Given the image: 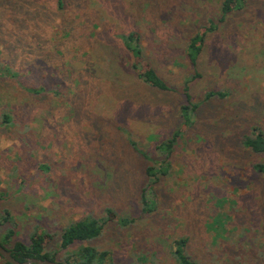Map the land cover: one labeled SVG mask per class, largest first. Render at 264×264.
I'll use <instances>...</instances> for the list:
<instances>
[{
	"label": "rangeland",
	"instance_id": "rangeland-1",
	"mask_svg": "<svg viewBox=\"0 0 264 264\" xmlns=\"http://www.w3.org/2000/svg\"><path fill=\"white\" fill-rule=\"evenodd\" d=\"M59 3L0 0V70L12 71L0 76V215H9L0 238L9 230L13 243L43 236L59 263L90 245L107 264H176L174 242L185 237L198 264H264V181L250 164L259 157L236 140L264 129V0L225 21L221 0ZM210 22L218 28L207 35L191 94L196 102L208 91L231 96L201 103L186 127L182 85L195 71L185 50ZM132 32L144 64L175 92L151 88L132 69L122 40ZM178 129L172 171L145 214V170ZM87 216L106 220L102 236L57 253L61 230Z\"/></svg>",
	"mask_w": 264,
	"mask_h": 264
},
{
	"label": "trees",
	"instance_id": "trees-1",
	"mask_svg": "<svg viewBox=\"0 0 264 264\" xmlns=\"http://www.w3.org/2000/svg\"><path fill=\"white\" fill-rule=\"evenodd\" d=\"M61 2L62 0H60V5ZM250 2L251 0H221V20L225 21L232 14L246 11ZM217 28L218 27L214 22H210L205 31L196 33L189 40L185 50L186 57L195 71V75L186 77L184 84L182 85L185 103L180 106L178 115L186 127H192L195 124V121L198 118L200 107L203 103L212 102V100L222 101L228 99L231 96L229 91H208L203 102H196L191 94V83H193L194 80L202 77V74L198 73V67L200 65L201 56L206 45L207 35L209 33L215 32ZM122 40L126 51L133 58V60H135L132 64V69L138 72V77L140 80H142V82L163 93H172L176 91L173 86L169 85L158 75L153 67L144 64V49L141 44V37L138 33L132 32L128 35H123ZM6 71L0 70V76L7 77L9 76V73L12 72L11 69H7ZM14 76H16V74H14L13 77ZM41 91H43V89H41ZM30 92L39 93L40 90L30 89ZM10 122L11 118L8 115H5L4 123ZM182 136L183 132L181 129L175 130L171 136L165 140H162L156 145V151L162 160L153 161V164L148 166L145 170L149 183L142 190L140 199V203L143 205V212L145 214H152L154 211V186L162 177L170 175L172 171L171 158L175 151L176 145L178 144L179 138ZM236 140L240 143L242 153L248 154L250 157H259L257 161L250 163L251 171L264 181V129L258 125H254L250 128L249 133H244L243 135L237 136ZM221 144H223L221 147L223 150H225V148L229 145L226 141H222ZM40 167L42 169H49L46 165H41ZM235 167L237 169L239 168L237 166ZM222 199L226 202L228 200L225 196H223ZM107 214L109 218L115 216L112 209H107ZM224 215L226 220L228 216L225 213ZM222 218V216L218 218L219 223L224 222ZM119 220L124 225L130 223L127 218H120ZM8 221V214L0 215V228L3 227ZM106 223L107 222L104 218L98 219L92 216H87L64 227L59 235V248L57 253L61 251H67L77 244L89 243L99 239L103 234ZM13 235L14 232L9 230L7 234L3 236V238H0V243L12 253V256L16 260L21 263L37 259L41 261H51L58 264H107V254L100 252L97 248L90 245L80 246L75 251L71 252L70 256L62 263H59L57 262L56 255H54V253L46 251V248L44 247L43 236H32L31 243L26 244L23 241H16L13 243ZM187 243L188 239L185 237L179 238L174 242L172 255L176 264H198V262L193 260L187 253ZM0 261L2 264H13L6 262L1 255Z\"/></svg>",
	"mask_w": 264,
	"mask_h": 264
},
{
	"label": "water",
	"instance_id": "water-1",
	"mask_svg": "<svg viewBox=\"0 0 264 264\" xmlns=\"http://www.w3.org/2000/svg\"><path fill=\"white\" fill-rule=\"evenodd\" d=\"M0 255L3 257V259L6 262L13 263V264H32V263L58 264V263L51 262V261H41V260H37V259H33V260L27 261L25 263H21L18 260H16L12 256V253L8 249H6L1 243H0Z\"/></svg>",
	"mask_w": 264,
	"mask_h": 264
}]
</instances>
